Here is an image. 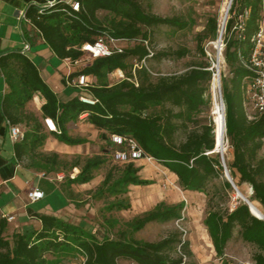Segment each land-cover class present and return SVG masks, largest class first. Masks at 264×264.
<instances>
[{
    "label": "trees",
    "instance_id": "16d2710c",
    "mask_svg": "<svg viewBox=\"0 0 264 264\" xmlns=\"http://www.w3.org/2000/svg\"><path fill=\"white\" fill-rule=\"evenodd\" d=\"M76 1L80 4L78 12L58 1L42 13L35 6H30L25 13L58 59L75 63L83 57L80 50L83 44L93 43L106 35L128 43H141L124 49L122 54L96 59L70 75V80L81 75L97 78V82L86 88L94 104L83 102L81 97L61 102L26 55L17 50L0 54V68L10 89L2 99L4 117L10 126L22 124L26 129L21 142L14 145L17 160L35 153L46 140L39 119L26 112V105L34 94L39 93L46 100L42 107L43 115L57 123L59 133H52L60 142L72 146L83 143L82 139L69 136L67 125L87 114V121L104 131L106 138L107 135L118 134L136 139L149 157L174 174L184 191L206 193L210 181L223 172L219 157L213 156L215 125L211 123L200 130L189 131L186 139L179 144L175 139L181 129H188L187 123L193 122L202 108H210L207 95L214 75L210 70L211 63H198L183 74L161 76L156 81H151L147 75L139 85L128 80L113 87L102 83L114 71H125L129 59L143 61L154 58L162 61L186 58L190 53L186 48L151 56L148 43L152 29L170 27L185 30L187 23L177 17H161L146 12L140 0ZM101 12L106 14L102 19L99 17ZM246 12H249V17L239 29V18ZM263 13L264 0H233L224 36V58L232 77L229 85L223 83V101L225 134L233 151V161L229 164L231 178L235 183L234 178L238 174V185L247 184L252 188L251 201L257 202L264 213V158L261 156L264 152V116L254 113L251 119L245 107L247 86L254 76L245 62L254 48L252 39L261 28ZM218 31V19H210L205 32L198 36V49L202 56H206L204 41L209 38L216 41ZM58 159L59 155H52L53 163ZM104 164L105 159L101 156L88 159L79 175L70 180L71 184L89 183L93 179V171ZM138 173L139 169L133 163L127 165L122 178L113 183L110 190L126 194L130 185L151 184L150 181L141 180ZM112 178L109 171L103 187H108ZM119 184L125 189H117ZM224 185L232 191L228 181ZM185 206V202L174 205L160 202L153 210L128 224L138 232L151 223L179 221ZM115 208L122 210L126 204L119 202ZM29 214L42 223L40 231L31 234L9 233L8 220L0 215V264H48L47 256L65 247H72L76 256L86 254V264H120V261L182 264V257H173L178 245L185 255L192 257L189 241H183L178 232L158 242L125 237L115 240L106 236L100 241L93 235L86 236L82 227L57 217L33 213L32 210H29ZM205 226L222 264H231L225 256L235 230L239 231L243 242L257 248L253 262L264 264V221L256 218L245 202H241L232 212L211 210L205 219Z\"/></svg>",
    "mask_w": 264,
    "mask_h": 264
},
{
    "label": "rangeland",
    "instance_id": "374dc122",
    "mask_svg": "<svg viewBox=\"0 0 264 264\" xmlns=\"http://www.w3.org/2000/svg\"><path fill=\"white\" fill-rule=\"evenodd\" d=\"M140 2L146 12L161 17H177L188 25L185 30H177L170 27L152 29L151 41L148 43L151 56L159 52L173 51L180 48H186L190 53L186 58L180 60L173 58L164 59L162 61L155 60L154 58H148L143 61L129 59L125 71H114L109 74L106 79L102 80V83H106L108 87H113L124 80H128L131 83L139 85L142 81H145L147 75L150 77L151 81H156L161 76L183 74L190 70L193 65L202 62L211 63L210 70L217 74L215 65L217 64L218 56L221 54L223 58V63L221 65V94L218 91L215 93L214 82L212 81L211 89L207 95V99L210 101V108H202L201 112L194 117V121L187 123L188 129H181L176 134L175 140L176 143L179 144L186 139V135L189 131L200 130L203 126L210 125L211 123L215 125L212 117L215 94L217 99L221 101V98H223V83L229 85L232 77L224 58L225 32L222 35L224 46L221 47L216 45L220 36L219 31L221 24L225 18L224 9L227 2L230 1L140 0ZM105 15V13H99L101 19ZM213 18H217L219 23L218 39L213 41L209 38L204 41L203 49L206 55L204 57L198 49V36L205 32L209 20ZM229 18L228 12L226 24ZM261 27L264 28V13ZM140 43V41L134 43L123 42L122 46L124 49H130ZM83 61V66L92 62L88 59H83ZM77 71H80V69ZM87 77L89 84L97 80L94 76ZM81 89L87 92L86 88ZM69 92L77 96L80 90L69 88ZM157 111L161 112V109ZM175 111H178V109H175ZM75 123H77V125L73 130L74 137L83 140L79 148L63 153V155L59 156L58 161L54 163L52 162V155L55 153L42 150L39 151L38 154H35V156L30 157L28 164L38 170H43L45 176H49L50 174H63L65 179L70 181L73 179L74 175H79L81 168L88 159L96 156H101L105 159V164L95 169L93 171V179L89 183H86L90 184L93 190L95 188L96 190L82 192L83 194L78 195V197L82 196L85 200L84 205L89 204L93 209L92 211L88 210L85 215L80 216L85 220L86 229H83L86 236L93 235L100 241L106 236L115 240L125 237L126 239H135L143 242H158L167 238L171 233L178 232L182 235L183 241H189L190 250L192 251V257H189L185 255L179 245L177 246L176 251L173 253V257H182V264H222V260L216 256L212 240L205 226V219L211 210L220 211L222 213L232 212L241 202H244L242 199L243 196L253 195V190L249 185H238L240 183L238 174L234 180L241 195H238L233 187L232 191L225 188L224 184L227 178L224 169L218 178L210 181L206 193L191 194L190 191H184L176 178L159 163L154 160L152 162H147L145 159H141L133 164L139 169V178L141 180L150 181L151 184L139 186L130 185L128 187V193L126 194L113 192L110 190L112 184L117 183L122 178L127 165H119L113 162L110 152L111 145L108 142V138L104 136V131L95 128L87 120L81 122L80 118L75 120ZM218 152L219 153H215L213 156H218L222 163L221 154L223 155L228 173L231 177L229 164L233 161V151L226 134L225 152ZM261 156L264 158V152ZM153 166H156L157 169ZM75 168H78L79 172H75ZM109 171H111L113 178L108 187H103L104 180L99 183L100 178L105 179ZM117 189L124 190L125 186L119 184ZM156 196H158V198L154 199ZM123 201L126 204V208L122 210L115 208L117 203ZM160 202H165L169 205L185 202L186 206L182 214V219L168 223H151L138 232L130 228L128 223L143 216L146 212L153 210ZM254 204L260 207L257 202H254ZM256 253L257 248L249 243L243 242L239 236V231L235 230L233 239L227 245L225 259L231 264H255L253 262V256ZM75 258L76 255L72 247L62 248L61 251L47 256L48 264H69ZM120 264L133 263L120 261Z\"/></svg>",
    "mask_w": 264,
    "mask_h": 264
},
{
    "label": "crops",
    "instance_id": "0c3cea01",
    "mask_svg": "<svg viewBox=\"0 0 264 264\" xmlns=\"http://www.w3.org/2000/svg\"><path fill=\"white\" fill-rule=\"evenodd\" d=\"M56 1L68 5L72 0H0V54L14 50L21 52L28 43L30 49L25 55L36 65L42 80L61 102H68L75 97H87L86 99L93 100L87 92L74 84L76 78L69 79L70 75L83 68L82 62L73 63L68 59H58L33 25L22 18L30 6L40 8ZM69 88L80 90L79 95L70 93ZM9 92L10 89L0 68V215L13 217L12 221H8L9 233L31 234L42 229V223L32 217L29 210L37 214L54 216L86 229L85 220L80 216L93 209L89 204L84 205L85 200L78 195L83 194L82 192L95 191L96 188L93 190L90 184H71L63 174L45 176L43 170H38L28 164L30 157L35 156L39 151L45 150L61 156L65 152L76 150L81 145L72 146L62 143L54 133L46 129L43 123L45 117L42 112L46 100L41 94L36 93L26 105V112L39 119L46 140L35 153L27 155L23 160H17L14 145L21 140L11 139L10 125L2 111V99ZM87 116V114L81 115L80 121L85 122ZM76 125L75 121L67 125L69 136L72 138H75L73 130ZM18 127L25 133L24 125L21 124ZM153 167L157 169L156 166ZM75 172H79L78 168H75ZM76 177L77 175H74L73 179ZM103 180L100 178L99 183ZM32 189L43 191L44 199L31 203L28 192ZM190 192L191 194H200L199 192ZM157 198L158 196L154 197V199Z\"/></svg>",
    "mask_w": 264,
    "mask_h": 264
},
{
    "label": "built area",
    "instance_id": "2783aa9c",
    "mask_svg": "<svg viewBox=\"0 0 264 264\" xmlns=\"http://www.w3.org/2000/svg\"><path fill=\"white\" fill-rule=\"evenodd\" d=\"M58 1L51 3L49 5L40 7V13L44 11V9L49 8L56 4ZM68 5L74 12H78L80 10V4L76 0H72ZM249 17V12H246L243 16L239 18V26L241 29L245 24V21ZM22 18L30 22L25 13L22 15ZM125 40L115 39L108 35L102 36L98 38L93 43H85L81 47V52L83 53V57L81 60L77 62H84L83 59H88L90 61H94L100 58L111 57L116 54H122L124 52V47L122 43ZM252 43L254 44V48L252 53L245 62V66L254 74L252 80L247 86L246 92V101L245 107L248 111L249 117L251 119L254 118V113L258 115L264 116V28L261 27L259 32L253 37ZM216 45L223 47L222 36H219V39ZM217 47V46H216ZM30 49V45L27 43L26 46L21 50L23 55L26 54ZM221 55V54H220ZM220 57V56H219ZM216 71H218L217 66L215 65ZM216 72H214L215 75ZM213 75V76H214ZM74 84L79 88H87L92 84L88 83V77L85 75H81L76 78ZM81 100L88 104H94V100H89L86 98H81ZM44 126L49 132L59 133V129L55 120L50 117H45L43 120ZM10 136L14 141L22 140L24 133L18 126H10ZM108 142L111 145V157L114 163L119 165H129L138 160L145 159L146 161L151 160L153 158L149 157L138 141L129 136H123L118 134H111L108 136ZM154 160V159H153ZM45 194L43 191L39 189H32L28 192V198L31 203H36L43 200ZM8 221H12L13 217H5ZM87 256L84 253L76 256L73 261L69 264H86Z\"/></svg>",
    "mask_w": 264,
    "mask_h": 264
},
{
    "label": "bare ground",
    "instance_id": "6f19581e",
    "mask_svg": "<svg viewBox=\"0 0 264 264\" xmlns=\"http://www.w3.org/2000/svg\"><path fill=\"white\" fill-rule=\"evenodd\" d=\"M228 1H230V2H227L226 6H225V9H224L225 18L223 19V22L221 24V28H220V31H219L220 36H222L224 34V32H225L226 19H227V16H228V12H229L232 0H228ZM217 61H219V66H218L217 74L214 75V80H213L214 84L213 85H214L215 93H216V91H218L221 94V71H222L221 70V65L223 63L222 55H220V57L218 56ZM224 114H225V111H224V107L222 105V102L217 99V96L215 94V101H214V106H213V110H212V117H213V120H214V123H215V142H216V146H217V149L215 150V152L216 151H220L222 153L225 152ZM152 161H153V159L148 160L147 162H152ZM231 180H232V178H231ZM233 183H234V181H233ZM234 185L236 186L235 183H234ZM236 190H237L236 192L238 193V195H241L239 193V191H238L237 186H236ZM251 195L252 194H250L249 196H243L242 199L245 198L246 202H248V204L252 208V211H253L254 214L264 216V213L260 209V207H258L257 205H255L251 201V198H250Z\"/></svg>",
    "mask_w": 264,
    "mask_h": 264
},
{
    "label": "water",
    "instance_id": "95a60500",
    "mask_svg": "<svg viewBox=\"0 0 264 264\" xmlns=\"http://www.w3.org/2000/svg\"><path fill=\"white\" fill-rule=\"evenodd\" d=\"M232 3H233V0H232V2H231V5H232ZM230 8H231V6H230ZM229 10H230V9H229ZM216 66H217V68H218V66H219V61H217ZM221 102H222V105H223V107H224V111H225V104H224L223 98H221ZM224 126H225V128H226V118H225V114H224ZM216 149H217V146H215V150H216ZM215 150H214V151H215ZM214 153H219V152L217 151V152H214ZM220 154H221V153H220ZM221 158H222V167H223V169H224V172H225V176H226V178H227V181H228V182L231 184V186L236 190V186L234 185L233 181L231 180V178H230V176H229L228 169H227V166H226V164H225V160H224L222 154H221ZM236 191H237V190H236ZM243 201L245 202L246 205L249 206L251 213H252L256 218H258V219L264 221V216L254 214L253 211H252V208L250 207V205L248 204V202H246L245 198H243Z\"/></svg>",
    "mask_w": 264,
    "mask_h": 264
}]
</instances>
